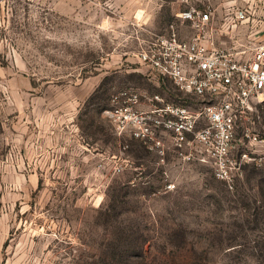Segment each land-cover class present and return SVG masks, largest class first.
<instances>
[{"label": "rangeland", "instance_id": "1", "mask_svg": "<svg viewBox=\"0 0 264 264\" xmlns=\"http://www.w3.org/2000/svg\"><path fill=\"white\" fill-rule=\"evenodd\" d=\"M189 5L214 11L218 47L264 29V0H0V264H264V147L229 187L104 114L129 87L177 102L136 63L135 33ZM256 120L264 139V104Z\"/></svg>", "mask_w": 264, "mask_h": 264}, {"label": "built area", "instance_id": "2", "mask_svg": "<svg viewBox=\"0 0 264 264\" xmlns=\"http://www.w3.org/2000/svg\"><path fill=\"white\" fill-rule=\"evenodd\" d=\"M246 18L248 10L243 7L230 23ZM178 19L179 24L170 23L163 32L137 24L133 55L148 81L173 85L181 95L177 102L129 87L112 96L104 114L118 135L151 149L162 148V137L169 135L180 157L206 158L214 177L232 187L234 178L264 147L256 120L257 109L264 104V29L239 45L218 47L212 9L189 5ZM185 24L191 35L182 38L179 28ZM142 101L147 109L141 107Z\"/></svg>", "mask_w": 264, "mask_h": 264}, {"label": "crops", "instance_id": "3", "mask_svg": "<svg viewBox=\"0 0 264 264\" xmlns=\"http://www.w3.org/2000/svg\"><path fill=\"white\" fill-rule=\"evenodd\" d=\"M181 27V26H180ZM191 31V30H190ZM179 33H180V28H179ZM181 35V34H180ZM191 35V32L187 35V36H183L181 35L182 38H186V37H189ZM171 84V83H170ZM173 86V85H172ZM152 95V94H150ZM159 95V94H158ZM161 96V95H160ZM141 107L144 108V109H147L149 107V105L147 103H145L144 101H142L141 103Z\"/></svg>", "mask_w": 264, "mask_h": 264}, {"label": "trees", "instance_id": "4", "mask_svg": "<svg viewBox=\"0 0 264 264\" xmlns=\"http://www.w3.org/2000/svg\"><path fill=\"white\" fill-rule=\"evenodd\" d=\"M164 82H161V84H163ZM179 99V98H178Z\"/></svg>", "mask_w": 264, "mask_h": 264}]
</instances>
